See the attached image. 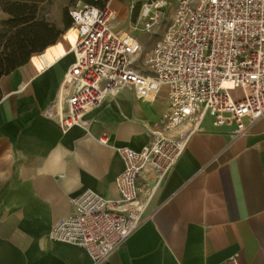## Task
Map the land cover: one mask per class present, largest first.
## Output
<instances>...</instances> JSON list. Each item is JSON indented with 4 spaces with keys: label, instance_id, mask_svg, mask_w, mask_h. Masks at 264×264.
Instances as JSON below:
<instances>
[{
    "label": "crops",
    "instance_id": "1",
    "mask_svg": "<svg viewBox=\"0 0 264 264\" xmlns=\"http://www.w3.org/2000/svg\"><path fill=\"white\" fill-rule=\"evenodd\" d=\"M71 63V55L59 56L16 92L14 78L4 77L0 264H89L82 249L48 240L49 226L72 211L69 200L85 189L116 198L121 163L96 140L106 136L111 146L138 150L149 139L141 128L148 130L147 120L152 125L167 107L165 88L144 99L124 88L85 112L83 128L61 131L44 110ZM102 113L121 126L117 134L97 125ZM188 129L167 133L183 148L158 183L151 173L137 178V202L148 219L107 264H264V121L235 140L209 118L198 131Z\"/></svg>",
    "mask_w": 264,
    "mask_h": 264
},
{
    "label": "built area",
    "instance_id": "2",
    "mask_svg": "<svg viewBox=\"0 0 264 264\" xmlns=\"http://www.w3.org/2000/svg\"><path fill=\"white\" fill-rule=\"evenodd\" d=\"M135 2L105 0L101 7L78 2L67 10L70 23L55 41L9 73L16 92L59 56H72L44 110L61 131L81 127L86 111L124 88L137 99L166 89L167 107L140 149L111 146L106 136L96 140L121 163L113 180L116 198L85 189L69 200L72 211L49 226L48 240L82 249L89 264H107L148 219L137 202V178L151 173L156 184L172 168L183 145L168 132L186 124L190 134L209 118L212 128H226L235 140L264 121V0H140L132 30L146 35L174 6L140 66L139 42L122 27ZM237 89L241 98L234 100L229 92Z\"/></svg>",
    "mask_w": 264,
    "mask_h": 264
},
{
    "label": "trees",
    "instance_id": "3",
    "mask_svg": "<svg viewBox=\"0 0 264 264\" xmlns=\"http://www.w3.org/2000/svg\"><path fill=\"white\" fill-rule=\"evenodd\" d=\"M84 4L101 7L105 0H81ZM23 0L5 4L4 12L8 18L0 23V78L7 76L15 68L25 64L32 54L51 45L60 31H54L42 21L33 20L31 11ZM64 27L70 19L64 11ZM136 9L132 11V17Z\"/></svg>",
    "mask_w": 264,
    "mask_h": 264
},
{
    "label": "rangeland",
    "instance_id": "4",
    "mask_svg": "<svg viewBox=\"0 0 264 264\" xmlns=\"http://www.w3.org/2000/svg\"><path fill=\"white\" fill-rule=\"evenodd\" d=\"M14 0H0V23L2 21H4L5 19L8 18V15L4 12L3 7L5 6V4L8 3H12ZM16 1V0H15ZM24 2L27 3L28 6H31L29 9L32 11L33 10V20L34 21H42L44 23H46L49 27L53 28V30L56 31H60L63 27H64V11H66L67 14V10L78 4V2L82 3L81 0H23ZM124 3H129L132 2V0H120ZM170 2H172V0H169ZM140 0H136L134 7L132 9L135 10L136 9V15L133 18L132 17V11H131V15L129 17H127L125 19V21L122 23V27L125 30H131L133 26H135L136 24V16L138 13V9L140 6ZM173 3H171L170 6L167 7V9L164 11V16L162 18V20L159 23V26H157V28L154 29L153 34L151 35H146L143 33H140L137 30H131V34L134 35V37L141 41V49L142 52L139 56V59L137 61V63H139V66L142 62V60L144 59V56L149 52V50L151 49V47L153 46V44L160 39L162 32L164 31V28L166 27L170 15L173 11ZM68 16V15H67ZM5 76H3L2 78H0V89L3 90L4 86H5ZM0 95H1V91H0ZM122 97H125V95H121ZM229 96L230 98L237 100L241 98V90L237 89V90H232L229 92ZM130 100H133V97H130ZM164 108V107H163ZM102 112H108L107 109H104ZM85 122V120H83ZM148 121V126H146L149 130V128L152 126L151 125V121H153V119H149ZM97 125H99L100 127L103 128V131L109 135L112 134H117V130H119V128L121 126L116 125V122L114 119L110 118V115L107 113H102L97 117L96 120ZM115 127V128H114ZM141 130L144 132V134L148 137V130L141 128Z\"/></svg>",
    "mask_w": 264,
    "mask_h": 264
},
{
    "label": "bare ground",
    "instance_id": "5",
    "mask_svg": "<svg viewBox=\"0 0 264 264\" xmlns=\"http://www.w3.org/2000/svg\"><path fill=\"white\" fill-rule=\"evenodd\" d=\"M132 28H133V27H132ZM87 112H89V111H86V113H87ZM86 113H84V115H85ZM84 115H83V116H84ZM83 126H84V123L82 124L81 127H78V128H83Z\"/></svg>",
    "mask_w": 264,
    "mask_h": 264
}]
</instances>
